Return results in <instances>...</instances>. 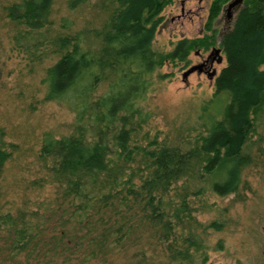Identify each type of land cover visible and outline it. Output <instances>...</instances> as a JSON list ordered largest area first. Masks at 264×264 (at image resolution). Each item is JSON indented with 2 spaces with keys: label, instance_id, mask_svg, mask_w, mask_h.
<instances>
[{
  "label": "trees",
  "instance_id": "obj_1",
  "mask_svg": "<svg viewBox=\"0 0 264 264\" xmlns=\"http://www.w3.org/2000/svg\"><path fill=\"white\" fill-rule=\"evenodd\" d=\"M53 1L19 0L7 13L31 37L49 26ZM171 1H66L71 12L90 6L104 18L98 25L47 39L58 57L42 78L44 98L72 112L73 130L60 136L51 130L42 134L39 156L56 187L53 225L34 221L31 214L36 211L0 213V228L14 255L43 248L51 260L85 252L83 260L88 261L124 247L144 230L165 242L172 259L182 256L189 262L188 249L177 247L179 240L194 242L176 234L177 225L192 217L178 181L198 176L219 195L238 189L242 171L251 163L244 151L249 131L256 119L264 126V0H244L223 35L219 44L226 63L200 115L204 131L195 145L183 150L155 140L147 145L132 142L151 119L144 102L154 90L157 69L167 59L184 60L198 43V38L183 37L168 52L153 48L160 13ZM222 1L210 3L206 28ZM72 26V19H61L64 30ZM42 42L38 38L28 45ZM219 98L223 106L209 114ZM9 156L0 127V171ZM171 189L174 196L169 197ZM209 224L220 226L216 221Z\"/></svg>",
  "mask_w": 264,
  "mask_h": 264
},
{
  "label": "rangeland",
  "instance_id": "obj_2",
  "mask_svg": "<svg viewBox=\"0 0 264 264\" xmlns=\"http://www.w3.org/2000/svg\"><path fill=\"white\" fill-rule=\"evenodd\" d=\"M16 1L19 0H0V127L10 151L0 171V213L36 211L31 214L34 221L40 219L53 225L57 212H50L56 205V187L39 156L42 134L46 130L56 136L69 134L74 121L72 112L64 105L44 98L42 78L46 68L58 57L55 46L48 44L47 39L55 33L98 25L104 15L94 12L90 6L71 12L67 0H54L49 26L30 37L23 25L8 16V6ZM212 1L172 0L166 4L160 13L162 21L153 48L168 52L178 39L195 38L200 29L219 34L226 24L224 8L230 0L220 2L218 14L210 28H206ZM238 8L233 11L227 28L231 27ZM63 17L73 21L69 30L60 27ZM38 38L44 42L28 45ZM190 57V62L197 59L193 52ZM225 63L224 56L222 63L216 64L217 74ZM186 64L184 60L167 59L157 69L154 90L144 102L151 111V119L134 134L132 142L147 145L155 140L182 150L196 144L205 128L200 115L213 96L215 84L214 77L208 79L197 72H190L185 81L182 72L188 67ZM222 102L223 98H219L213 109L208 108V113L214 115L223 106ZM249 132L244 151L250 154L251 163L242 171L235 192L219 195L207 180L195 175L178 181L177 188H185L192 217L177 225L176 234L190 237L194 242L190 245L179 240L177 247L188 249L189 262L175 254L172 259L165 242H159L150 236V231L144 230H138L126 240L124 247L88 261L83 260L85 252L69 257L58 255L51 260L43 248L14 255L4 240L5 231L0 228V264H264V126L256 119ZM172 196L174 189L169 193ZM212 221L220 226L210 225ZM82 233L79 231V235Z\"/></svg>",
  "mask_w": 264,
  "mask_h": 264
},
{
  "label": "flooded vegetation",
  "instance_id": "obj_3",
  "mask_svg": "<svg viewBox=\"0 0 264 264\" xmlns=\"http://www.w3.org/2000/svg\"><path fill=\"white\" fill-rule=\"evenodd\" d=\"M241 2L242 0L240 1V3ZM240 3L236 4V6L231 7L230 10H227L226 7L224 8L226 24L223 27H221L219 34L218 33L216 34L215 31L209 33L206 30L203 31L202 29H200L199 34L195 37L198 38V43L194 45L193 49L189 50L188 54L184 58V62L187 63L186 66L187 65L188 67L192 65L196 66V68L192 72H197L198 74L202 73L208 79H212L213 77H214L213 79H215L217 75L216 64H221L224 59L222 46L219 43H221L223 35L229 29L226 26H228L229 23L231 24L233 11L237 9V6L240 7L241 5ZM220 17L222 18V16ZM191 52H193L194 56L197 58L194 62H190ZM182 78L185 81H187L186 77L182 76Z\"/></svg>",
  "mask_w": 264,
  "mask_h": 264
},
{
  "label": "water",
  "instance_id": "obj_4",
  "mask_svg": "<svg viewBox=\"0 0 264 264\" xmlns=\"http://www.w3.org/2000/svg\"><path fill=\"white\" fill-rule=\"evenodd\" d=\"M183 1V0H182ZM241 0H230L227 5H226V9L230 10L231 7L236 6V4H239ZM196 68L195 65H192L188 68H186L183 72H182V76L185 77L186 75H188L190 72L194 71V69Z\"/></svg>",
  "mask_w": 264,
  "mask_h": 264
}]
</instances>
